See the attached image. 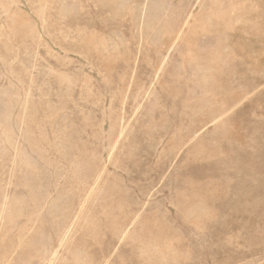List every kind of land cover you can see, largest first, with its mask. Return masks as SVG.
<instances>
[{
  "label": "rangeland",
  "instance_id": "374dc122",
  "mask_svg": "<svg viewBox=\"0 0 264 264\" xmlns=\"http://www.w3.org/2000/svg\"><path fill=\"white\" fill-rule=\"evenodd\" d=\"M0 264H264V0H0Z\"/></svg>",
  "mask_w": 264,
  "mask_h": 264
}]
</instances>
